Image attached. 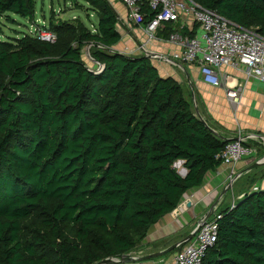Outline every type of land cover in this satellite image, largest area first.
<instances>
[{
	"label": "trees",
	"instance_id": "16d2710c",
	"mask_svg": "<svg viewBox=\"0 0 264 264\" xmlns=\"http://www.w3.org/2000/svg\"><path fill=\"white\" fill-rule=\"evenodd\" d=\"M84 1L94 28L45 25L55 42L0 33V264L129 254L222 165L230 141L149 56L114 48L122 33L110 0ZM194 1L264 36V0ZM36 5L0 0V14L35 21ZM143 12L145 25L155 13ZM173 31L169 22L161 34ZM88 44L97 70L84 60ZM219 208L218 240L201 264H264V190L252 185L234 207Z\"/></svg>",
	"mask_w": 264,
	"mask_h": 264
},
{
	"label": "crops",
	"instance_id": "0c3cea01",
	"mask_svg": "<svg viewBox=\"0 0 264 264\" xmlns=\"http://www.w3.org/2000/svg\"><path fill=\"white\" fill-rule=\"evenodd\" d=\"M110 2L119 15L122 33V40L114 46L116 50H134L138 55L141 52L139 49L144 47L145 51L159 55V57L150 58L160 74L164 77H173L182 84L196 113L217 134L228 140L236 138L239 132L252 135L249 142L256 148L257 152L253 156L244 158L235 167L237 172L243 173V176L246 175L248 172L246 169L253 164L254 160L264 157V81L252 76L249 77L247 66L240 63L236 66L225 65L221 68L222 75H229V79L220 86L206 83L202 79L199 62L169 61L163 58V56L172 58L173 53L180 50L176 43L168 39V36L161 34L165 28L156 31L155 35L150 38L144 29V24L139 25L129 21L128 8L122 0H110ZM170 23L175 31L183 33L185 29H189L190 31L194 30L195 34H201L198 25L187 27L182 21ZM135 45L137 46L135 47ZM144 55L148 56L147 54ZM228 86L241 88V96L237 101H233L227 96ZM232 169L233 167L222 164L216 170L208 172L204 183L186 194V197L190 196L178 206L177 216L174 213L178 210L176 208L154 224L139 250L133 254L138 255L140 260L130 259L125 262L110 264H162L164 260L169 259L172 254L168 256V253L149 258L144 257L161 252L186 238L197 227L196 224L200 219L207 215L216 203L219 207H223L230 205L235 198L242 197L246 189L239 194L237 193L235 197V187H233V191L230 190L234 198L230 196V192L223 195L230 182ZM252 170V174L257 177L253 190L255 187L258 188L257 190H264V165L249 171Z\"/></svg>",
	"mask_w": 264,
	"mask_h": 264
},
{
	"label": "built area",
	"instance_id": "2783aa9c",
	"mask_svg": "<svg viewBox=\"0 0 264 264\" xmlns=\"http://www.w3.org/2000/svg\"><path fill=\"white\" fill-rule=\"evenodd\" d=\"M128 8V19L135 24H144L143 7L147 6L155 15L144 29L152 38L156 31L164 29L169 22L182 21L184 26L198 27L201 34L193 36L173 31L169 40L176 43L179 52L172 58L163 56L169 61L199 62L203 81L213 86H220L229 75L221 73L225 65L247 66L249 77L264 81V36L255 29L241 27L221 16L216 10L203 7L194 0H122ZM192 27V28H193ZM41 39L55 42L57 35L48 28L33 31ZM144 49V47H142ZM139 49V47H138ZM140 50V49H139ZM136 54L134 50L119 51ZM158 56L159 55H155ZM161 56V55H160ZM227 96L237 101L241 88L228 86ZM252 135L239 132L238 136L228 142L219 155L223 165L233 167L230 182L241 178L242 173L235 170L236 165L244 158L253 156L256 148L249 142ZM258 188L255 187L254 190ZM218 206V205H217ZM215 207L213 215L206 218L196 235L180 251L164 260L162 264H201L207 249L218 240L219 219L222 217ZM235 206V203L231 205ZM132 257L138 258V255Z\"/></svg>",
	"mask_w": 264,
	"mask_h": 264
},
{
	"label": "rangeland",
	"instance_id": "374dc122",
	"mask_svg": "<svg viewBox=\"0 0 264 264\" xmlns=\"http://www.w3.org/2000/svg\"><path fill=\"white\" fill-rule=\"evenodd\" d=\"M65 22L87 25L90 28H94L93 25L97 23V17L93 13V11L90 10L89 4L86 3L84 0H37L35 21H30L28 18L13 13L0 14V33L2 34V37L16 36V35L22 36L25 33L33 34V31L35 30L38 31L39 29L46 28L45 25L50 27L52 26V24L58 26L64 24ZM136 46L137 45H135V47ZM139 46L140 45L138 43L137 47ZM142 50L143 48L141 47L139 50L141 51L140 54H147L149 57L151 55L155 56L154 54L145 51V49L143 51ZM92 52H93L92 44H88L84 46L83 57L86 63L92 69L97 70L99 69L100 66L98 62L94 60ZM256 161L257 160H254L253 163H255ZM177 163L178 164L176 165V167L180 170V173L181 172L183 173L185 168L182 162L180 163L177 162ZM252 173L253 170L248 171L246 175L244 176L242 175L243 177L241 176V178L237 179L234 182L233 181L229 182L228 185L231 184V186L230 188H227L228 185L226 186L223 195H225V193L227 192H230V190H232L233 187H235V192H236L235 197H236L237 193L239 194L244 189H248L249 187H252V185H254L255 183L254 181H256L257 179V177H255L254 174ZM232 194L233 193L230 192L231 197L233 196ZM188 197L185 196V199ZM237 199L238 198H235V200H233L231 204L235 203ZM217 204L218 203H216V205ZM216 205L214 206V208L216 207ZM178 211L179 209L174 211L176 216L178 215L177 214ZM144 241L145 239H143L140 242H137L136 248L133 249L129 254L133 256V254L137 250H139V248L141 247ZM181 248L182 247L178 248L177 250L171 251L170 253H168V256L170 254H174L177 251H180Z\"/></svg>",
	"mask_w": 264,
	"mask_h": 264
},
{
	"label": "water",
	"instance_id": "95a60500",
	"mask_svg": "<svg viewBox=\"0 0 264 264\" xmlns=\"http://www.w3.org/2000/svg\"><path fill=\"white\" fill-rule=\"evenodd\" d=\"M151 58H153L154 56L153 55H151L150 56ZM201 117V116H200ZM179 163L180 162H182V161H178ZM178 163H176V165H177ZM262 165H264V157L263 158H261V159H259V160H257L255 163H253L252 165H250L247 169H246V171H249V170H251V169H253V168H255V167H258V166H262ZM182 173V172H181ZM187 173V170L186 169H184V171H183V175H185ZM242 175H243V173H242ZM230 186H231V184H229L228 186H227V188H230ZM214 210H215V208L213 207L210 211H209V213L207 214V215H205V216H203L201 219H200V221L198 222V224H197V227L186 237V238H184V239H182L181 241H179V242H177V243H175V244H173V245H171L170 247H168V248H166V249H164L163 251H161V252H158V253H155V254H152V255H148V256H146V257H144V258H149V257H155V256H161V255H164V254H167V253H170L171 251H173V250H175V249H178V248H180V247H182V246H184L186 243H188L195 235H196V233L199 231V229H200V227H201V224H202V222L206 219V218H208L209 216H211L213 213H214ZM130 259H134V260H140V257H138V258H134V257H132L130 254H126V255H123L122 257H112V258H107V259H104V260H102V261H100V262H98L97 264H110V263H120V262H125V261H127V260H130Z\"/></svg>",
	"mask_w": 264,
	"mask_h": 264
},
{
	"label": "bare ground",
	"instance_id": "6f19581e",
	"mask_svg": "<svg viewBox=\"0 0 264 264\" xmlns=\"http://www.w3.org/2000/svg\"><path fill=\"white\" fill-rule=\"evenodd\" d=\"M222 203V202H221ZM220 205V204H219ZM219 207V206H218Z\"/></svg>",
	"mask_w": 264,
	"mask_h": 264
}]
</instances>
